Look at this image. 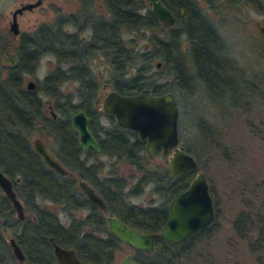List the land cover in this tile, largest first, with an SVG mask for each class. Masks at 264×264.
Masks as SVG:
<instances>
[{"label":"trees","instance_id":"trees-1","mask_svg":"<svg viewBox=\"0 0 264 264\" xmlns=\"http://www.w3.org/2000/svg\"><path fill=\"white\" fill-rule=\"evenodd\" d=\"M97 1L95 5L92 0H77L73 11H56L50 21L19 33L10 48L1 46L0 170L11 179L25 214L13 219L9 202L0 193V264H57L51 241L74 248L85 264H113L121 242L107 231L96 205L78 190L73 174L99 193L107 211L141 230L160 228L167 216V201L191 179L193 169L171 176L165 159L153 164L144 139L118 126L112 114L97 106L103 83L119 93L143 87L159 93L172 91L174 86L190 91L191 67L211 97L222 95L231 84L219 52V32L195 0H160L174 16L169 26L160 23L146 0ZM41 54L51 55L54 65L33 87H24L23 75L33 73ZM98 57L103 63L101 76L92 68V60ZM154 60L163 67L156 69ZM67 81L74 82L70 90L62 89ZM44 99L49 103L47 111ZM76 110L88 116L87 127L97 140L98 152L91 147L81 150L69 122ZM194 123L201 129L200 138L209 135L201 118ZM31 133L42 137L47 149L72 174L61 175L47 167L31 148ZM182 147L189 153L188 147ZM120 163L132 172L124 176ZM147 185L158 195L156 202L141 205L128 199ZM42 201L59 205L69 219L62 222ZM82 210L81 215L74 214ZM263 211L264 202L253 212L247 211L248 217L238 213L233 221L236 227L237 222L249 219L255 232L249 246L259 250L258 264H264ZM212 222L178 243L155 239L151 252L133 250L132 258L139 264H183L191 243L209 234ZM8 226L16 231L22 263L2 237L1 230Z\"/></svg>","mask_w":264,"mask_h":264},{"label":"rangeland","instance_id":"rangeland-1","mask_svg":"<svg viewBox=\"0 0 264 264\" xmlns=\"http://www.w3.org/2000/svg\"><path fill=\"white\" fill-rule=\"evenodd\" d=\"M30 1L34 0H0V51L1 46L10 48L18 37L8 28L11 11ZM92 1L98 4L97 0ZM195 1L219 32V52L224 59V71L231 77V84L224 88L222 95L211 97L190 67L187 77L190 91L175 86L171 91L177 105L178 143L188 147L195 158L216 211L209 234H202L191 243L182 262L258 264L256 257L260 252L249 246L255 237V232L247 223L249 219L237 222L236 227L233 221L238 213H245L248 217L247 211L253 212L259 203L264 202V0ZM76 6L77 0H40L35 6L16 13L18 31H30L39 23L50 21L56 11L67 13ZM260 27L263 31H259ZM183 56L186 61L187 56ZM154 61L156 69L163 67L159 60ZM54 63L51 55L41 54L33 73L23 75V86L26 87L28 81L33 84L41 79ZM102 67L101 58L92 60L97 76H101ZM73 87L74 82L67 81L62 89ZM48 106L44 99L43 108L46 111ZM199 118L210 131L203 138H200L201 129L194 123ZM34 136L39 137L31 133L29 141ZM39 138L44 142L42 137ZM157 156L158 153L154 152L153 164L158 162ZM102 159L105 157L102 156ZM119 171L127 176L132 168L120 163ZM157 196L147 185L140 194L128 199L146 204L156 202ZM42 203L55 211L62 222L69 219L59 205L49 201ZM81 212L84 213V210L74 214L81 215ZM262 213L264 216V211ZM10 214L13 219L16 218L12 210ZM15 232L10 226L1 230L6 243L9 236H15ZM125 253L131 256L133 250L120 243L114 252L113 264H118Z\"/></svg>","mask_w":264,"mask_h":264},{"label":"water","instance_id":"water-1","mask_svg":"<svg viewBox=\"0 0 264 264\" xmlns=\"http://www.w3.org/2000/svg\"><path fill=\"white\" fill-rule=\"evenodd\" d=\"M146 1L150 11L163 26L173 23V14L160 0ZM39 2L40 0H34L21 3L11 11L8 28L12 34L18 33L16 13ZM259 31H263V27H260ZM32 85V82L28 81L26 87L31 88ZM98 106L103 112L112 114L117 125L135 131L144 139L148 157H152L154 149L160 150L161 157L168 152L166 161L170 175L177 176L188 169L194 170L187 186L169 200L166 219L158 230H141L107 213L104 214L107 231L132 249L150 252L155 239H161L169 244L178 243L191 232L210 224L215 214L214 204L205 177L197 169L195 158L178 143L177 105L173 93L169 90L152 93L146 87L132 93H119L112 88L104 87ZM51 113L54 117L55 114L52 111ZM87 120L88 116L83 110H76L69 116V122L77 135L80 147L85 150L87 146H91L98 151V143L87 127ZM30 145L47 167L59 174L66 173V169L39 137L34 136L30 140ZM76 185L99 209L104 208L105 203L100 195L84 179L77 178ZM0 191L10 203L16 218L22 219L24 217L22 202L13 190L11 179L1 170ZM7 243L13 257L21 263L23 253L14 237L9 236ZM51 250L57 264H85L72 247L51 241ZM118 264L139 263L125 253Z\"/></svg>","mask_w":264,"mask_h":264},{"label":"flooded vegetation","instance_id":"flooded-vegetation-1","mask_svg":"<svg viewBox=\"0 0 264 264\" xmlns=\"http://www.w3.org/2000/svg\"><path fill=\"white\" fill-rule=\"evenodd\" d=\"M23 10V9H22ZM21 11V10H20ZM16 17V16H15ZM17 22V21H16ZM19 33H21V32H19L18 31V33H16L17 35H19ZM15 35V34H14ZM185 49V48H184ZM104 87H107V88H109L105 83H103L102 85H101V91L100 92H98V94H97V97H96V104H97V106H98V100H100L101 99V95H102V92H103V90H104ZM99 107V106H98ZM100 108V107H99ZM107 113V112H106ZM115 120V119H114ZM116 122V121H115ZM117 124V123H116ZM119 126V125H118ZM126 128V127H125ZM75 132V131H74ZM91 132V131H90ZM135 132V131H134ZM136 133V132H135ZM77 136V135H76ZM94 136V135H93ZM95 137V136H94ZM96 139V138H95ZM77 141H78V139H77ZM97 141V140H96ZM45 144V143H44ZM78 144H79V142H78ZM46 146V145H45ZM80 146V145H79ZM89 147H91V146H87V148L85 149V150H83L81 147V150L82 151H86ZM47 148V147H46ZM92 148V147H91ZM93 149V148H92ZM94 150V149H93ZM95 151V150H94ZM98 151H99V146H98ZM98 151H95V152H98ZM154 152H156V153H158V161H161V160H167V154H168V152L165 154V155H163L162 157L160 156V154H159V152H160V150H158V149H154V151H153V153H152V157H148L150 160H152V158H153V154H154ZM167 162V161H166ZM130 167V166H129ZM72 174L71 172H67L66 171V173L65 174ZM61 175H64V174H61ZM172 176V175H171ZM73 177H74V179H75V185H76V179L77 178H80V177H78V176H76V175H74L73 174ZM85 180V179H84ZM86 181V180H85ZM87 182V181H86ZM132 182V181H131ZM88 183V182H87ZM89 184V183H88ZM90 185V184H89ZM76 187H77V185H76ZM78 188V187H77ZM79 190V189H78ZM95 190V189H94ZM80 191V190H79ZM96 191V190H95ZM81 192V191H80ZM97 192V191H96ZM0 193H1V191H0ZM82 193V192H81ZM98 193V192H97ZM141 193V192H140ZM140 193H138V194H140ZM2 194V193H1ZM83 194V193H82ZM99 194V193H98ZM138 194H134V195H130V196H136V195H138ZM3 195V194H2ZM84 195V194H83ZM175 195V194H174ZM129 196V197H130ZM101 197V196H100ZM172 197V196H171ZM171 197L169 198V200L171 199ZM102 198V197H101ZM103 200V199H102ZM130 200V199H129ZM169 200L167 201V203H166V207H167V204H168V202H169ZM8 201V200H7ZM104 201V200H103ZM131 201V200H130ZM132 202H134V201H132ZM105 203V202H104ZM134 203H136V202H134ZM10 204V203H9ZM95 204V203H94ZM138 204H140V203H138ZM96 205V204H95ZM142 205V204H141ZM106 205L104 204V208L103 209H99L98 207H97V205H96V207H97V209L101 212V214H102V217H103V219H104V214H107V213H110V214H112L110 211H107L106 210V207H105ZM10 208H11V206H10ZM12 210V209H11ZM114 215V214H113ZM16 217V216H15ZM16 219H18V218H16ZM105 221V220H104ZM15 239V238H14ZM117 239V238H116ZM155 241V240H154ZM122 243V242H121ZM122 244H124V243H122ZM154 244V243H153ZM7 245H8V243H7ZM9 246V245H8ZM127 246V245H126ZM128 247V246H127ZM10 248V247H9ZM132 249V248H131ZM132 250H135V249H132ZM152 251V250H151ZM150 251V252H151ZM11 252V251H10ZM12 254V253H11ZM13 256V255H12ZM131 258H132V255L130 256ZM23 258H24V256H23ZM133 259V258H132ZM18 262V261H17ZM23 262V261H22ZM21 262V263H22ZM114 262V261H113ZM19 263V262H18Z\"/></svg>","mask_w":264,"mask_h":264}]
</instances>
